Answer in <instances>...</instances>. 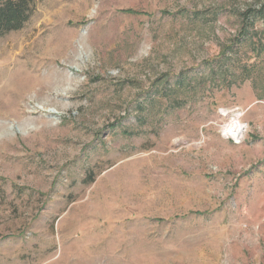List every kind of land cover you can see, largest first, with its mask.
Masks as SVG:
<instances>
[{
    "label": "rangeland",
    "instance_id": "1",
    "mask_svg": "<svg viewBox=\"0 0 264 264\" xmlns=\"http://www.w3.org/2000/svg\"><path fill=\"white\" fill-rule=\"evenodd\" d=\"M0 264H264V0H33L0 34Z\"/></svg>",
    "mask_w": 264,
    "mask_h": 264
},
{
    "label": "trees",
    "instance_id": "2",
    "mask_svg": "<svg viewBox=\"0 0 264 264\" xmlns=\"http://www.w3.org/2000/svg\"><path fill=\"white\" fill-rule=\"evenodd\" d=\"M33 0H0V34L21 29L32 13Z\"/></svg>",
    "mask_w": 264,
    "mask_h": 264
},
{
    "label": "bare ground",
    "instance_id": "3",
    "mask_svg": "<svg viewBox=\"0 0 264 264\" xmlns=\"http://www.w3.org/2000/svg\"><path fill=\"white\" fill-rule=\"evenodd\" d=\"M27 79L24 78L22 79L19 83H14V82H11L10 83V88L11 90H14V91H17V92H23L24 90L27 89ZM232 126L229 128V126L227 125L226 127V132L232 134V135H236L240 129V123L238 122V120L236 119V121H232L230 123H232ZM235 122V123H234Z\"/></svg>",
    "mask_w": 264,
    "mask_h": 264
},
{
    "label": "built area",
    "instance_id": "4",
    "mask_svg": "<svg viewBox=\"0 0 264 264\" xmlns=\"http://www.w3.org/2000/svg\"><path fill=\"white\" fill-rule=\"evenodd\" d=\"M228 113H226V116ZM238 122H239V120H238ZM226 127H227V125H225L224 128L221 130L222 137H224L225 139L231 140L235 144H240L243 140V137H244L245 126H243V124L240 123V129L236 135H232V134L226 132Z\"/></svg>",
    "mask_w": 264,
    "mask_h": 264
}]
</instances>
